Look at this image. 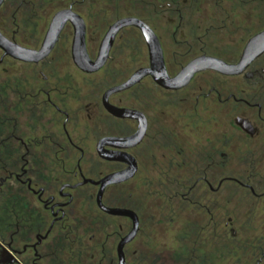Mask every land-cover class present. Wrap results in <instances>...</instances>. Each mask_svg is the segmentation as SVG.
<instances>
[{
  "label": "flooded vegetation",
  "instance_id": "af4514ba",
  "mask_svg": "<svg viewBox=\"0 0 264 264\" xmlns=\"http://www.w3.org/2000/svg\"><path fill=\"white\" fill-rule=\"evenodd\" d=\"M125 19L153 31L173 79L200 57L237 64L264 32V0H0V153L11 154L0 160V202L7 186L14 198L7 229L0 222V264H79L81 238L92 233L95 242L98 212L105 241L87 244L85 254L90 264H119L133 221L100 210L96 182L129 165L104 160L98 145L134 136L140 122L109 114L103 98L150 69V52L138 27L122 28L104 66L87 74L73 46L83 30L96 62ZM55 24L63 26L49 54L22 59L19 49L41 51ZM100 73L102 83L89 80L83 95L80 75ZM108 102L146 122L136 147H105L137 166L102 198L106 208L137 217L124 264H264V53L238 76L206 71L179 90L148 76Z\"/></svg>",
  "mask_w": 264,
  "mask_h": 264
},
{
  "label": "water",
  "instance_id": "95a60500",
  "mask_svg": "<svg viewBox=\"0 0 264 264\" xmlns=\"http://www.w3.org/2000/svg\"><path fill=\"white\" fill-rule=\"evenodd\" d=\"M62 26V24H55L51 28L41 51L33 52L19 49L18 54L20 57L26 59V61L38 62L42 60L49 54L53 45L57 41ZM129 26L138 27L143 33L150 52L151 67L150 69H142L135 72L128 81L108 90L104 95L103 102L105 109L109 114L121 119L137 120L140 122V127L138 132L130 138H105L99 142L98 151L104 160L111 162H125L129 167L125 171L106 176L101 181L96 182L97 185L101 186L97 197V203L100 210L112 216L128 217L133 221L132 230L118 246L119 264H124V247L131 243L137 235L138 220L132 211L106 208L102 204V198L106 187L129 181L135 176L137 166L134 158L129 154L114 150L136 147L145 135L146 122L140 113L128 109H118L110 105L108 99L112 95L130 90L142 79L148 76L152 77L156 83L169 90H179L186 87L196 74L206 71H213L225 76H238L244 73L249 65L264 53V32H262L248 42L237 64L229 65L216 58L200 57L183 68L177 77L171 79L166 73L162 50L153 31L140 21L135 19H125L111 28L103 42L102 51L96 62L90 61L87 56L84 31L82 30L80 33H77L73 46V58L75 63L84 73L94 74L98 72L107 60L109 50L118 31ZM105 147H110L114 150L108 151Z\"/></svg>",
  "mask_w": 264,
  "mask_h": 264
},
{
  "label": "trees",
  "instance_id": "16d2710c",
  "mask_svg": "<svg viewBox=\"0 0 264 264\" xmlns=\"http://www.w3.org/2000/svg\"><path fill=\"white\" fill-rule=\"evenodd\" d=\"M3 138V137H2ZM10 156L11 154L2 151L0 153V160H2L3 163H7L10 161ZM4 166V165H3ZM7 169V168H6ZM5 192L3 193L1 197V202H0V222L2 225V228L8 227L10 223V209L12 204L14 203V198L11 196V188L7 186ZM97 221H98V229L94 232L95 235V242H89V238L92 233L86 235L85 237L81 238V244H82V254L80 258L79 264H90V258L89 255L86 253L85 254V247H87V244L90 243V245H93L95 243H102L105 241V236H106V229H105V223H106V217L98 212L97 214Z\"/></svg>",
  "mask_w": 264,
  "mask_h": 264
},
{
  "label": "rangeland",
  "instance_id": "374dc122",
  "mask_svg": "<svg viewBox=\"0 0 264 264\" xmlns=\"http://www.w3.org/2000/svg\"><path fill=\"white\" fill-rule=\"evenodd\" d=\"M103 75H104V73H100L99 74V76H97L96 78L95 77H90V76H84V75H80V82H81V93L83 94V95H85L86 94V90L88 91L89 90V86H88V81L89 80H95V81H97V82H100L101 81V83H102V81L103 80H101V77H103ZM120 75V74H119ZM122 75V77H123V75L125 76H127V75H131V73H122L121 74ZM113 81V78L112 79H109V80H107V81H105V82H103V84H108V83H111ZM133 183H136V180L135 181H133ZM129 194H132L131 193V190L129 189ZM133 200H135V201H137V199H138V196H137V194H133V198H132ZM148 202V200L146 201V203ZM159 240H161L160 238H158ZM136 248V241L130 246V250H132V249H135Z\"/></svg>",
  "mask_w": 264,
  "mask_h": 264
}]
</instances>
